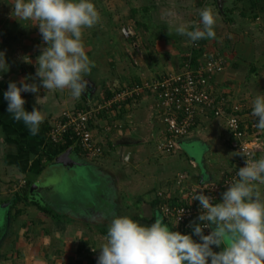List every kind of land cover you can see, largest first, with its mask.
<instances>
[{
    "label": "crops",
    "instance_id": "0c3cea01",
    "mask_svg": "<svg viewBox=\"0 0 264 264\" xmlns=\"http://www.w3.org/2000/svg\"><path fill=\"white\" fill-rule=\"evenodd\" d=\"M149 1L130 2V15H124L116 12L111 0H94L101 20L84 30L92 62L85 76L87 90L79 98L67 88L21 93L26 110L39 108L44 116L39 133L33 136L7 112L4 92L10 82L39 84L37 58L47 45L38 24L30 26L15 18L12 0H0V51L9 65L0 73V205L4 206L0 207V264H90L91 250L106 242L114 215L150 225L157 217L163 218L162 202L180 201L188 196L189 187L220 181L235 167L225 120L214 116L202 117L177 152L159 151L166 125L149 95L94 125L104 156L94 160L71 151L74 164L79 165L65 171L63 183L68 187L80 182L87 190L60 201L45 198L43 179L54 169L43 157L50 121L65 109L95 103L125 85L180 70L193 42L178 35L175 26L199 24V11L205 7L216 15V36L199 40L202 51L197 53L217 52L226 58L225 71L215 79L217 91L235 102H246L252 111L246 90L253 79L246 70L259 67L255 60L264 54L259 44L264 38V0ZM125 28L133 34L126 36ZM109 124L117 128L108 130ZM195 148L198 151L193 152ZM22 181L27 185L21 186ZM38 183L40 187L35 188ZM259 189L264 193V185ZM164 222L177 230L170 221Z\"/></svg>",
    "mask_w": 264,
    "mask_h": 264
},
{
    "label": "clouds",
    "instance_id": "9594fccd",
    "mask_svg": "<svg viewBox=\"0 0 264 264\" xmlns=\"http://www.w3.org/2000/svg\"><path fill=\"white\" fill-rule=\"evenodd\" d=\"M10 4L12 16L30 26L38 24L47 45L37 58L39 84L10 82L4 92L7 112L35 136L44 116L39 108L26 110L21 93L67 88L79 98L87 90L85 76L92 66L84 30L95 27L101 15L94 0H12ZM199 16V24L180 23L175 32L191 42L215 38L217 18L212 8L201 9ZM8 67L5 52L0 51V73ZM251 114L258 118L257 129L264 131V93L253 99ZM239 154L246 157V164L228 181L219 202L213 203L214 198L200 189L192 195L201 209L198 220L204 223L195 224L191 234L174 231L162 217L147 225L114 215L97 264H264V193L259 189L264 185V156L256 158L245 149ZM205 229H210L206 235Z\"/></svg>",
    "mask_w": 264,
    "mask_h": 264
},
{
    "label": "built area",
    "instance_id": "2783aa9c",
    "mask_svg": "<svg viewBox=\"0 0 264 264\" xmlns=\"http://www.w3.org/2000/svg\"><path fill=\"white\" fill-rule=\"evenodd\" d=\"M124 34H133L131 28H125ZM193 49L185 55L180 70L158 75L149 81L125 85L113 92L111 97H104L95 103H88L78 108L65 109L49 123L48 137L54 143L73 142L79 152L89 159H97L105 154V148L94 134V125L123 105L152 96L156 108L166 125L165 138L159 144V151L174 153L181 149L182 140L188 137L202 117L214 116L225 120L230 149L235 154V167L227 177L214 183H205L197 188H188V196L177 202H162L160 212L164 219L175 225L177 231L188 234L193 232L201 214L199 202L192 201L197 189L213 199V203L222 199L228 181L236 177L240 167L245 166L246 157L240 155L242 149L256 158L264 153V131L257 129L258 118L251 114V108L244 101L235 102L229 95L218 93L215 79L225 71L226 58L217 52H202L201 43L193 42ZM117 128L109 125L108 130ZM183 178V176H181ZM181 182V180L179 181ZM22 181V185H26ZM210 229H205L208 234ZM193 237H196L195 235ZM199 240V237H197ZM100 249L91 250L92 261L97 264Z\"/></svg>",
    "mask_w": 264,
    "mask_h": 264
},
{
    "label": "rangeland",
    "instance_id": "374dc122",
    "mask_svg": "<svg viewBox=\"0 0 264 264\" xmlns=\"http://www.w3.org/2000/svg\"><path fill=\"white\" fill-rule=\"evenodd\" d=\"M112 2V6L113 7H117L116 9V12L118 14H121L123 13L124 15L126 14H129L130 15V12H128V9L129 8H133L131 4H129L130 2H133L137 5H140L142 4L144 0H111ZM135 1V2H134ZM157 0H150L149 2L152 3V2H156ZM168 3L165 4V6H167L168 8ZM135 6V5H134ZM111 7V6H110ZM141 11V10H139ZM138 19H140V16H137ZM263 20V19H262ZM141 22H143L142 19H140ZM158 22H160L158 19H157ZM162 21L159 23L161 24ZM158 24V23H157ZM157 26V25H156ZM158 30V28H157ZM261 46V49L264 48V38L263 39H260V43H259ZM260 55V52L259 54H257L256 56H259ZM256 61V64L259 66H255V70H246L248 71V74L251 73V76H252V81L249 82V86L250 88L248 90H246V92H248V96H250V104H252V101L253 99L255 98L256 95L260 94V93H264V54L262 55V58H257ZM255 64V63H254ZM248 86V87H249ZM111 125V124H109ZM108 126V125H107ZM156 151H157V148H156ZM198 151L196 148L194 149L193 152H196ZM101 158V157H100ZM99 158L97 159H94V160H98ZM65 171H67L65 168L63 167H57V168H54L52 169V174L48 173L49 175V178H47V181L45 184H42L43 186L41 187H44L46 190L45 191V198L47 197V199H54V201H60L63 196L65 198H69L70 196L73 197V196H77V195H80L83 191L87 190V185H83V183H80V182H77V183H71V185H69V183H67L69 186H65L64 183H63V175L65 174ZM78 173V172H76ZM53 174H56V176H52ZM70 175L73 176L72 173H69ZM62 190V191H61ZM42 192V191H41ZM63 192V195H61V193Z\"/></svg>",
    "mask_w": 264,
    "mask_h": 264
},
{
    "label": "trees",
    "instance_id": "16d2710c",
    "mask_svg": "<svg viewBox=\"0 0 264 264\" xmlns=\"http://www.w3.org/2000/svg\"><path fill=\"white\" fill-rule=\"evenodd\" d=\"M256 5H257V2L253 3V7L254 8L256 7ZM111 94H108L107 97H111L113 95V94L112 95ZM72 145H73V142L70 141V140L67 143H63V144L62 143H54L48 137V139H47V148H46V150L43 153V155H44L43 157H46L48 164H50V163H52L55 160L56 157H58L59 155H61L64 152L70 150V147H72ZM73 151H78L79 152V147H77V146L73 147ZM33 203H35L37 205L39 204L37 202H33ZM44 210L46 211V209H44ZM185 234H188V231H186Z\"/></svg>",
    "mask_w": 264,
    "mask_h": 264
},
{
    "label": "water",
    "instance_id": "95a60500",
    "mask_svg": "<svg viewBox=\"0 0 264 264\" xmlns=\"http://www.w3.org/2000/svg\"><path fill=\"white\" fill-rule=\"evenodd\" d=\"M72 152L71 151H66L59 155L58 157L55 158V160L50 164V168H57V167H63L66 170H70L73 166L79 165V164H74V161L71 158ZM47 178H49V175H45L43 179V183L45 184L47 181ZM35 188L40 187V184H36L34 186ZM33 188L32 190H34ZM0 207H4L3 205H0Z\"/></svg>",
    "mask_w": 264,
    "mask_h": 264
}]
</instances>
